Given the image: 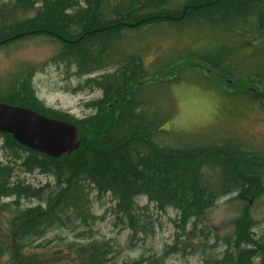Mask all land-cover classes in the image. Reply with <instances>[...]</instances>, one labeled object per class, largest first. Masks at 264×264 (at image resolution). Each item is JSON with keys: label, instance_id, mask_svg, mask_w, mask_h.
Returning <instances> with one entry per match:
<instances>
[{"label": "trees", "instance_id": "1", "mask_svg": "<svg viewBox=\"0 0 264 264\" xmlns=\"http://www.w3.org/2000/svg\"><path fill=\"white\" fill-rule=\"evenodd\" d=\"M28 12L33 15L20 16ZM164 25L179 31L188 27L212 34L222 32L228 43L237 44L239 40L256 46L264 40V0H13L0 6V46L36 37L51 39L59 47L55 62L74 67L75 74L84 77L113 63L112 50L125 32ZM238 57L235 50L223 49L216 60L203 58L198 62L199 58H193L183 65H171L161 78L177 84L176 70L198 69L226 92L235 86L243 95L257 99L264 83L257 71L245 70L243 77L230 68ZM116 63L114 74L85 82V86L100 90L102 97L87 106L95 114L81 120L46 109L34 93L31 77L22 73L0 97V103L75 125L81 140L78 150L54 159L0 134V149L10 158L9 162H0V201L13 200L3 204L0 212L11 215L10 229L19 252L26 250L25 240L38 238L48 230L87 225L92 219L93 193L97 198L108 195L114 201V213L126 217L132 227L135 201L145 197L160 211L174 209L181 228L191 222L195 226L222 193L235 191L241 201L261 193V171L254 173L239 160H226L224 146L159 149L152 138L162 132L168 115L151 110L140 100L149 81L147 72L138 56ZM258 83L262 84L259 89ZM243 84L253 87V92H243L247 90ZM207 169H220L219 193L209 185ZM35 172L51 178L54 187L33 188L15 179L17 173ZM29 199L37 200L40 207L19 208L21 200ZM233 225V246L242 261L243 255L255 253L253 249L244 250L246 245H256L251 233L254 223L242 210ZM3 245L6 242H1ZM75 253L84 264H103L108 252L105 247L90 244ZM259 253L264 258L263 248ZM20 264L38 262L29 255L21 256Z\"/></svg>", "mask_w": 264, "mask_h": 264}, {"label": "rangeland", "instance_id": "2", "mask_svg": "<svg viewBox=\"0 0 264 264\" xmlns=\"http://www.w3.org/2000/svg\"><path fill=\"white\" fill-rule=\"evenodd\" d=\"M11 2L13 0H0V6ZM32 15L28 12L20 16ZM11 18L12 14L9 21ZM194 30L186 27L179 31L164 25L127 31L112 50L113 63L84 77H78L74 67L55 62L59 47L51 39L36 37L0 46V97L9 91L15 76L22 73L31 77L34 93L46 109L81 120L95 114L87 106L102 97L100 90L85 86V82L114 74L118 60L138 56L149 77L140 100L150 105L151 110L168 115L162 132L152 138L153 143L159 149L168 150L225 144L226 160H239L254 173L261 171V193L243 201L236 199L235 191L222 193L195 226L191 222L183 228L179 227L178 213L174 209L160 211L145 197L135 201L133 228L126 217L114 213V201L108 195L97 198L93 193L90 196L92 219L87 225L72 230H48L38 238L25 240L28 246L22 252L13 242L15 235L9 224L11 215L0 212V264H20L21 256L29 255H33L38 264H84L75 251L90 244L107 250L103 264H264L259 253L260 247L264 249V89L257 99L243 95L235 86L226 92L203 77V71L198 69L195 72L176 70L177 84L161 78L171 65H183L193 58H199L198 62L203 58L216 60L223 49H233L240 57L230 68L234 67L243 77L246 71H257L255 74L263 84L264 40L256 46L242 44L239 40L237 44H231L222 32L212 34ZM261 85L258 83L257 88ZM246 89L243 92H253L251 86ZM178 104L184 105L182 113L177 110ZM9 161L0 149V162ZM225 174L230 173L226 171ZM205 176L219 193L220 173L216 169H207ZM15 179L33 188L55 185L51 178L38 172L31 175L17 173ZM12 201L2 200L0 207ZM39 205L35 199L21 200L19 208H37ZM242 210L253 220L251 233L256 245H246L244 250L253 249L255 253L246 254L248 257L243 255L239 261L240 254L233 246L232 235L233 222ZM1 242L6 245L1 246Z\"/></svg>", "mask_w": 264, "mask_h": 264}, {"label": "water", "instance_id": "3", "mask_svg": "<svg viewBox=\"0 0 264 264\" xmlns=\"http://www.w3.org/2000/svg\"><path fill=\"white\" fill-rule=\"evenodd\" d=\"M0 134L54 159L75 152L81 142L75 125L5 103H0Z\"/></svg>", "mask_w": 264, "mask_h": 264}, {"label": "clouds", "instance_id": "4", "mask_svg": "<svg viewBox=\"0 0 264 264\" xmlns=\"http://www.w3.org/2000/svg\"><path fill=\"white\" fill-rule=\"evenodd\" d=\"M183 109H184V105L183 104H178L177 105V110H178V112H183Z\"/></svg>", "mask_w": 264, "mask_h": 264}, {"label": "flooded vegetation", "instance_id": "5", "mask_svg": "<svg viewBox=\"0 0 264 264\" xmlns=\"http://www.w3.org/2000/svg\"><path fill=\"white\" fill-rule=\"evenodd\" d=\"M225 145V144H224ZM224 145H222V146H224ZM221 171H220V169H219V173H220Z\"/></svg>", "mask_w": 264, "mask_h": 264}]
</instances>
